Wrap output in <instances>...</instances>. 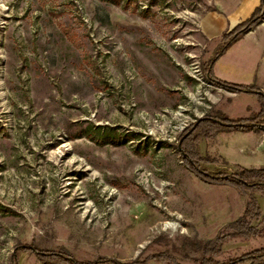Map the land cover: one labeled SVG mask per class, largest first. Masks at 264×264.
I'll use <instances>...</instances> for the list:
<instances>
[{"label": "rangeland", "instance_id": "374dc122", "mask_svg": "<svg viewBox=\"0 0 264 264\" xmlns=\"http://www.w3.org/2000/svg\"><path fill=\"white\" fill-rule=\"evenodd\" d=\"M223 1L238 0H0V264H198L218 235L219 262L264 249V190L206 181L179 146L205 116L260 109L208 77L222 33L251 15L208 38L198 21ZM258 24L213 75L264 93ZM255 123L198 136L201 170L264 166ZM251 196L259 234L244 236L226 225Z\"/></svg>", "mask_w": 264, "mask_h": 264}, {"label": "trees", "instance_id": "16d2710c", "mask_svg": "<svg viewBox=\"0 0 264 264\" xmlns=\"http://www.w3.org/2000/svg\"><path fill=\"white\" fill-rule=\"evenodd\" d=\"M264 15V0H260L257 7L254 8L251 15L244 21L238 23L232 30L224 32L221 35V43L218 46L214 57L208 64V77L219 86L231 88L238 92H245L255 94L260 103V109L252 118H231L225 116L223 113L217 112L215 117L205 116L197 121L193 128L187 131L181 138L180 150L183 158L188 162L189 166L196 171L202 178L211 183L225 184L237 188L240 192L246 194L247 190H264V166L258 168H247L238 166L236 171L232 174H212L201 170L200 163L209 162L207 157H201L195 148L198 141V136L203 135L209 137L218 131L242 130L247 131L258 125L255 121L264 118V93L257 89L254 84H236L227 81H222L214 77L213 65L215 60L226 50V48L235 42L241 35L251 30ZM262 126V125H261ZM260 217V207L254 197H249L245 204L243 215L234 221L229 222L226 226L235 233L244 236H255L259 231L250 223L249 219H258ZM225 235H218L209 239L206 244H211L209 252L210 255L204 256L198 264H264V249L249 252L239 258L231 259L225 262L217 261L214 256L220 252L219 245L221 244ZM213 246L215 248H213ZM60 259V254L55 255ZM62 258H68L62 256ZM71 259V258H69ZM64 260V259H63ZM167 264H178L172 258L160 259ZM102 260H96L91 264H99ZM149 258L141 262L133 260L127 263H119L115 260H105L104 262L112 264H147ZM75 264H86L84 262H77ZM102 264V263H100Z\"/></svg>", "mask_w": 264, "mask_h": 264}, {"label": "crops", "instance_id": "0c3cea01", "mask_svg": "<svg viewBox=\"0 0 264 264\" xmlns=\"http://www.w3.org/2000/svg\"><path fill=\"white\" fill-rule=\"evenodd\" d=\"M260 3V0L223 1L222 8L206 12L198 21V28L208 38L218 37L238 22L246 19ZM255 28L246 34L254 32Z\"/></svg>", "mask_w": 264, "mask_h": 264}]
</instances>
